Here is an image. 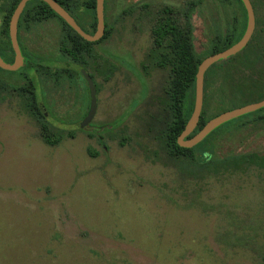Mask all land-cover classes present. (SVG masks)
I'll list each match as a JSON object with an SVG mask.
<instances>
[{
	"label": "rangeland",
	"instance_id": "1",
	"mask_svg": "<svg viewBox=\"0 0 264 264\" xmlns=\"http://www.w3.org/2000/svg\"><path fill=\"white\" fill-rule=\"evenodd\" d=\"M85 1L68 0V9L88 26ZM105 2L112 33L97 44L102 95L90 126L69 124L60 106L59 117L46 121L65 137L52 145L20 98L0 104V264H264V174L184 171L164 137L169 69L143 67L163 8L183 24L195 3L194 43L202 53L218 31V3ZM258 4L264 20V0ZM59 25L42 23L45 42H58ZM238 59H222L208 72L209 118L264 97V88L232 94L238 85L264 84L263 57L251 73L231 72L226 100L217 104L221 70ZM263 115L259 109L228 120L209 139L216 135L220 152L264 154Z\"/></svg>",
	"mask_w": 264,
	"mask_h": 264
},
{
	"label": "trees",
	"instance_id": "2",
	"mask_svg": "<svg viewBox=\"0 0 264 264\" xmlns=\"http://www.w3.org/2000/svg\"><path fill=\"white\" fill-rule=\"evenodd\" d=\"M20 0H5L0 6V13L3 14V23L0 28V42L3 46V54L10 63L14 59V49L12 46L9 23L11 16ZM66 9H68V0H56ZM193 1V0H192ZM198 1V0H197ZM205 0H199L203 3ZM218 6L217 19L218 31L210 39L202 53L196 50L193 35V24L191 21L192 14L195 11V3L191 2L189 10L183 13L185 23L181 24L173 15L171 8H163L155 17L152 26L154 37L153 47L150 54L147 55L148 63L143 67L158 66L168 68L170 77L166 87L167 98L166 105L168 108V118L166 120L164 137L166 147L170 156L178 161L180 167L194 176L198 173H212L237 168L244 170H257L258 173L264 174V154L261 151H241L228 150L220 152L217 142L214 141L216 135L211 137L212 131L203 141L192 148L182 147L178 143V137L185 129L190 119L196 96V74L198 67L207 56L225 50L237 43L243 36L247 27V10L242 0H212ZM256 15V28L248 42L247 46L238 54L231 56L234 58L239 55L238 61L232 63L229 70L222 69L221 80L225 82V88L219 87L217 90V104L226 100L227 87L226 80L230 78L232 71H241L250 73L256 66L263 61L264 57V20L261 19V7L258 0H251ZM84 6L87 8V15L90 17L89 25L82 24L78 16L73 15L78 24L90 34H93L97 28L96 0H86ZM105 2V16H106ZM69 10V9H68ZM52 16L58 17L67 27L68 31H63L58 39L59 56L62 61L75 62L87 67L85 63V51L91 52L96 42H90L84 39L76 30L63 20L54 10L42 0H30L21 14V24L33 26L51 20ZM106 32L102 41L108 38L111 33V27L107 24ZM226 24L228 27H226ZM213 66V65H212ZM211 66V67H212ZM210 67V68H211ZM205 74L204 84V105L202 115L198 126L190 135L193 136L199 132L204 125L213 117L207 116L205 110V93L209 80L208 72ZM0 71H6L17 74V71H9L0 67ZM111 71V69H108ZM225 78V80L223 79ZM264 84L253 82L250 85H238L232 94L242 93V95L254 93L263 89ZM263 98L259 99L263 100ZM26 103L30 104L29 101ZM261 109H264L261 108ZM264 119V115L260 117ZM41 134L43 139L49 144H58L65 137L63 129H52L51 123L41 120ZM208 140V141H207ZM207 141V143H205Z\"/></svg>",
	"mask_w": 264,
	"mask_h": 264
},
{
	"label": "flooded vegetation",
	"instance_id": "3",
	"mask_svg": "<svg viewBox=\"0 0 264 264\" xmlns=\"http://www.w3.org/2000/svg\"><path fill=\"white\" fill-rule=\"evenodd\" d=\"M70 14L73 16L71 12ZM53 19L61 25L59 26L62 28V32L68 31L58 17L52 16L51 20ZM20 20L21 18L18 23L17 36L24 56V63L16 70L17 74L0 71V104L14 95L23 101L22 105L26 112L40 124L41 120L59 117L58 109L60 106H65L63 113L69 124H75L81 130L88 125L90 126L93 120L84 127L80 126L90 110L92 100L89 83L83 74V70L91 75L94 82L96 116L101 104L103 74V51L102 48L97 47V44H100L102 39L95 41L94 51H85L84 58L87 64L85 67L70 60L62 61L57 58L59 54L58 42L44 41L43 34L45 31L41 26L43 22L31 27L27 24H21ZM151 35L152 45L148 54H150L154 42L152 30ZM3 46L0 42V56L8 62L3 54ZM13 61L14 59L10 63ZM26 101H29L30 104Z\"/></svg>",
	"mask_w": 264,
	"mask_h": 264
},
{
	"label": "water",
	"instance_id": "4",
	"mask_svg": "<svg viewBox=\"0 0 264 264\" xmlns=\"http://www.w3.org/2000/svg\"><path fill=\"white\" fill-rule=\"evenodd\" d=\"M30 0H20L17 4L9 23V33L11 42L13 45V49L15 52V58L13 63H8L4 61V59L0 56V67L9 71L18 70L24 63V56L22 54L19 42H18V23L21 17V14L24 11L26 4ZM46 2L53 10L56 12L61 18H63L74 30H76L84 39L95 42L102 39L106 32V22H105V0H96V13H97V28L93 34L87 33L77 22L74 16L70 14V12L62 6L56 0H42ZM245 8L247 10L248 20L247 27L242 36V38L232 45L231 47L222 50L220 52L211 54L203 59L198 67V71L196 74V96H195V106L193 113L188 120L185 129L178 137V143L182 147L192 148L195 145L199 144L203 141L215 128L223 124L224 122L231 120L233 118L239 117L241 115L259 110L264 107V99L246 104L244 106H240L238 108H234L210 119L204 127L190 137V135L194 132L198 123L200 121L203 105H204V84H205V74L206 71L216 62L227 59L231 56L238 54L242 51L250 41L255 28H256V15L254 6L251 0H242ZM83 74L86 80L89 83V87L91 90V105L90 110L84 119V121L80 124L81 127L89 124L96 112V96H95V86L93 79L89 73L83 70Z\"/></svg>",
	"mask_w": 264,
	"mask_h": 264
}]
</instances>
